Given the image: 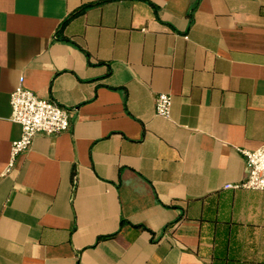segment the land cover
Returning a JSON list of instances; mask_svg holds the SVG:
<instances>
[{
    "label": "crops",
    "instance_id": "crops-1",
    "mask_svg": "<svg viewBox=\"0 0 264 264\" xmlns=\"http://www.w3.org/2000/svg\"><path fill=\"white\" fill-rule=\"evenodd\" d=\"M20 79L70 127L6 173ZM262 144L264 0H0V264H264Z\"/></svg>",
    "mask_w": 264,
    "mask_h": 264
},
{
    "label": "built area",
    "instance_id": "built-area-1",
    "mask_svg": "<svg viewBox=\"0 0 264 264\" xmlns=\"http://www.w3.org/2000/svg\"><path fill=\"white\" fill-rule=\"evenodd\" d=\"M11 120L20 125V135L10 146L9 161L5 172L11 171L19 154L27 150L37 133L53 135L70 127L71 112L66 106L51 98L40 97L26 88L20 79L10 93ZM172 96L161 92L155 96L154 110L158 116L169 118ZM245 163V177L238 182H227L225 189H256L264 191V144L240 149Z\"/></svg>",
    "mask_w": 264,
    "mask_h": 264
}]
</instances>
